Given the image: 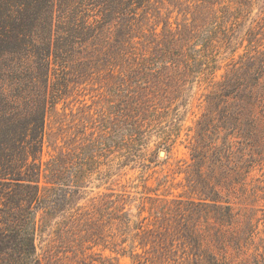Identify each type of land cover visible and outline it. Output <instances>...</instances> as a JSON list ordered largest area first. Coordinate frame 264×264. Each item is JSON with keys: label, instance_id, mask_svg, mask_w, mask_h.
<instances>
[{"label": "rangeland", "instance_id": "obj_1", "mask_svg": "<svg viewBox=\"0 0 264 264\" xmlns=\"http://www.w3.org/2000/svg\"><path fill=\"white\" fill-rule=\"evenodd\" d=\"M100 1L76 0L70 13L61 0H54L50 12L43 0H30L34 18L28 28L39 34L52 18V47L63 46L61 35L72 26V18L87 16L96 25ZM226 3L231 14L221 12ZM236 9L244 16L238 15L239 21L234 19ZM253 19L259 67L264 62V0H151L129 26L126 19L110 21L102 26L99 40L74 45L66 63L52 58L48 88L32 71L8 74L13 61L3 60L0 91L3 86L12 110L24 114L38 105L47 109L36 160L42 164L40 182L45 184L48 166L60 164L66 186L80 187L69 204L89 212L106 194H120L135 219L146 217L148 238L163 242L157 254L167 249L163 259L140 246L141 257L100 253L97 247L81 251L71 242L75 246L65 250L58 246L56 225L42 222L39 213L35 244L42 264H137L146 257V264H210L213 257L227 264H264V121L235 122L236 99L217 97L226 77L245 61L239 54L248 43L242 41ZM216 20L227 29H214L211 22ZM117 33L124 39L121 51L110 56ZM209 43L212 47L201 52L202 60L190 67L201 66L203 74L189 75L185 64L141 80L139 73L136 78L127 71L141 56L161 57L166 49L188 47L193 55ZM37 61L30 57L22 68L30 65L34 70ZM8 197L0 195V208ZM216 204H229L232 217L218 219Z\"/></svg>", "mask_w": 264, "mask_h": 264}, {"label": "trees", "instance_id": "obj_2", "mask_svg": "<svg viewBox=\"0 0 264 264\" xmlns=\"http://www.w3.org/2000/svg\"><path fill=\"white\" fill-rule=\"evenodd\" d=\"M61 1L65 3L70 13L74 12L76 0ZM41 3L47 7V11L50 12L53 9L54 0H43ZM100 3H102L99 10L101 18H95L96 25L88 22L87 16L72 18L74 21L72 26L67 28L65 34L61 35L64 45H57L53 48L52 18L49 17L47 27L37 34L36 28H34L36 32L32 26L31 30L28 28V24L34 18L31 16L33 14H31L30 0H0V71L5 73L1 64H4L3 60L10 58L13 62H9L12 65L8 66V74H23V72L30 73L32 71L33 75L45 79L48 88L52 58H54V62L60 59L61 65L66 63V57L72 53L74 45L89 39L99 40L102 26L109 24L110 21L116 20V24H119L121 20L126 19L125 26H129L132 16H136L138 10L151 3V0H101ZM220 8H223L221 10L223 14L230 13L228 3L221 5ZM240 11L239 9L235 10V21H239L238 18L242 15ZM38 15H41V11ZM243 17L242 15L241 18ZM235 21L231 25L232 29L237 24ZM255 22V19L249 22L242 41V43L244 40L248 41L244 52L239 54L241 59L245 58L244 63L240 65V69L236 73L226 77L223 89L217 94L219 100L226 101L228 97L235 98L237 108L234 110L232 119L235 122L245 120L250 125L264 121V62L259 67L255 63L256 59L253 53L257 47L253 43L254 35L257 33ZM211 26L214 29L220 26L227 29V25H220L218 20L212 21ZM121 34L117 33L116 38L111 41L114 46L109 51L110 56L114 53L119 54L121 51L119 45L124 40ZM36 35L42 36L41 43L39 40L37 41ZM210 46V43L202 44L200 48L194 49L193 55L189 54L187 49L190 47H188L186 50L183 48L166 49L165 54L161 57L141 56L135 64L127 68V71L136 78L139 73L141 78L138 79L141 80L148 74L164 73L167 72L166 69L172 67H177L173 69L180 70V65L185 64L189 75L196 71V73L203 74L205 70L203 72L201 66L197 68L198 70H191V68L202 60L201 52H205ZM237 49L232 51L235 52ZM198 50H201L200 56L196 57ZM30 57L39 58V61L36 62L38 66L31 70L29 65L24 70L22 63H25V60H29ZM18 59L19 62H15ZM214 73L215 71L211 72V74ZM262 77L263 81H261ZM4 89L2 86L0 91V95L3 96L0 100V185H3L0 187V195L5 198V194H8L9 197L5 199L6 203L4 202V206L0 208L1 221L5 227V231L0 233V264H42L35 244L40 221L39 213L42 215V222L53 221V224L56 225L53 232L59 241L58 246L65 250L76 245L77 249L81 251L97 247L101 249L100 253L109 251L116 255L141 257V254L137 252V248L140 246L146 254L153 251L159 259L166 257V248L160 255L157 254V246L161 251L163 242L158 237L148 238L146 235L149 231L143 223L146 217L144 216L140 221L135 219L137 215L132 213L131 207H127L126 201L121 202L123 197H120V194L115 192L106 194L89 212L83 210L84 206L69 204L71 197L74 193L79 192L80 187L66 186L60 164L48 166L45 169L47 172L44 173L46 182L45 184L40 182L43 171L42 164H37L36 160L38 151L41 150L40 142L44 135L47 109L38 105L34 112L30 108V113H16L18 108H15V111L12 110L10 101L5 97ZM157 111L159 110L153 111V113L158 114ZM7 183H13L15 186H5ZM12 193L16 194V197ZM216 208L221 212L218 219L228 220L232 217L229 204H216ZM46 225L48 226V224ZM88 241H91L90 245L85 246ZM137 241L138 243H136ZM70 242L75 245H69ZM149 245L151 246L148 247ZM137 261V264H146L150 260L149 257H146L144 261L141 259H137ZM254 263L259 264V261ZM210 264L227 263L213 257Z\"/></svg>", "mask_w": 264, "mask_h": 264}]
</instances>
